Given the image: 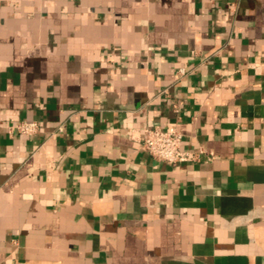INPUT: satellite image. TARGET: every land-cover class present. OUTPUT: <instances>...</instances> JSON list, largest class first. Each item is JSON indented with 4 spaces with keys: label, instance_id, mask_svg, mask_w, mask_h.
I'll list each match as a JSON object with an SVG mask.
<instances>
[{
    "label": "crops",
    "instance_id": "obj_1",
    "mask_svg": "<svg viewBox=\"0 0 264 264\" xmlns=\"http://www.w3.org/2000/svg\"><path fill=\"white\" fill-rule=\"evenodd\" d=\"M0 264H264V0H0Z\"/></svg>",
    "mask_w": 264,
    "mask_h": 264
},
{
    "label": "built area",
    "instance_id": "obj_2",
    "mask_svg": "<svg viewBox=\"0 0 264 264\" xmlns=\"http://www.w3.org/2000/svg\"><path fill=\"white\" fill-rule=\"evenodd\" d=\"M35 120L19 121L11 127V131L18 134L33 136L38 131ZM182 133L174 126L166 129L154 126L145 128L140 140V148L155 160L176 164L197 159L198 154L181 147Z\"/></svg>",
    "mask_w": 264,
    "mask_h": 264
}]
</instances>
